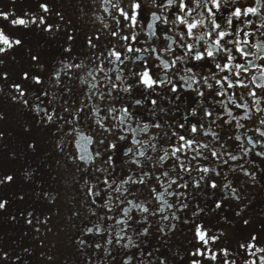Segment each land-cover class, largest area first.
<instances>
[{"label": "flooded vegetation", "instance_id": "1", "mask_svg": "<svg viewBox=\"0 0 264 264\" xmlns=\"http://www.w3.org/2000/svg\"><path fill=\"white\" fill-rule=\"evenodd\" d=\"M117 3L127 10L131 0H109L107 3L105 0H2L0 30L10 40L21 41L20 44H13V47L0 52V99L7 101L5 107L1 108L5 117L3 115L0 120V180L10 175V170L15 172L11 174L12 181L0 183V201L6 202L7 208H16L14 212L8 213L6 210L2 213L5 222L2 229L8 230L7 239L5 238L6 254L17 249L19 262L23 264L25 245L29 237L25 222H48L53 220L54 215H58L66 219V236L70 243L63 264H124L125 260H128L129 264H159L161 259L165 260L166 264H193V261L198 264H225V261L228 264H264V251H256L257 248L264 249V157L256 155L257 152L264 151V148L259 145L251 148L248 144L249 138L253 141H264V137L256 131H264V125L260 123L264 120V111L257 112L253 106V97L248 96L253 87L250 83L252 77L259 75L258 68L253 65L264 66V59L259 58L264 56V52L253 47L264 43V0H227L226 5L222 4V11L217 14L218 22L226 28V16L235 8L242 11L250 7L258 10L255 15L250 13L246 17L242 16L239 21L233 18L236 26L242 29L240 39H244L243 31L251 34L247 37L249 44L246 47L250 53L247 59L251 61V65H248L249 71L242 72L240 76L249 87L235 86L228 89L237 103L247 102L249 105V118L239 120V123L244 125L243 128L238 127L237 121L228 117L220 105L214 104L213 101L223 99L233 111V115L239 117H243L244 110L228 104L227 97H216L214 92L206 87L203 88L205 97L202 105L201 98L190 90L180 89V99H176L177 94L169 92L167 88H156L152 92L143 85L135 84L130 93L114 94L118 95V100L107 95L103 102L96 97L89 99V86L94 82L89 71L99 64L98 57L103 59L107 56L108 49L113 45H116L118 50H124L123 46L127 42L121 40L120 36L130 37L136 32L140 43L135 47L158 50L157 53L130 54L146 58L153 78L164 74L162 69L157 67L160 63L157 55L165 61H170L175 55H182L184 51L177 47L181 42L180 35L172 23L175 19L173 13L179 12L177 7L164 9L157 6L166 3V0H156V3L154 0H139L142 6L139 23L132 28L116 8L112 7ZM186 3L195 9L192 14L194 17L200 18L197 14L207 17L203 7L204 0H200L199 7L194 0H186ZM41 4L47 5V12L41 9ZM153 12L158 16L167 17L168 23H163V20L154 21ZM5 15L7 19L4 18ZM40 17L44 18L45 23H39ZM17 18L28 21L35 19L36 23L29 22L26 26L13 25L12 20ZM117 20L121 21L119 25ZM248 20L252 23H244ZM149 23L153 24L152 30L148 29ZM179 27L183 28V25ZM210 27L208 19H205V25L198 27L195 33L201 35L210 30ZM113 31H117L119 35L113 37ZM150 31H155L156 36H151ZM165 33L170 39L165 38ZM236 38L226 37V47L233 48L232 44L226 42ZM90 40L95 47L90 46ZM186 42L194 41L189 39ZM170 43L172 51H160ZM203 46V41L197 44L201 50ZM233 54L237 56L234 63L246 62L234 49ZM33 56L38 59L33 60ZM225 60V54L220 53L217 61L209 58L203 62L178 63L177 67L181 69L179 74L184 75L183 68L192 66L202 83L203 77H211L212 73L217 71L215 63H223ZM66 64H79L83 67L68 70L63 67ZM143 66L142 61L128 63L123 73L126 82L133 83L137 78L133 77L131 72L142 71ZM104 67L107 69L110 65L105 63ZM57 70H62L58 81L53 79ZM175 72L176 69L170 70L168 76L177 80L173 75ZM25 73H28V79H24ZM109 74L114 79L115 73ZM225 74L219 73L220 76ZM34 76H38L41 82L36 83L31 78ZM96 76L100 80L103 73H96ZM82 79L86 83L82 84ZM209 83L216 87L213 80L209 79ZM15 84H19L26 93L24 97L18 95L13 87ZM256 91L261 101L259 108L264 110V92L259 89ZM45 92L47 96L44 95ZM14 96L16 99H13ZM25 99L28 100L27 105L23 103ZM137 99L141 100L142 104L136 105ZM151 99L158 101L155 115L152 114L154 106ZM36 105H39V109ZM113 105L117 108L128 106L135 114L131 121L133 129L140 121L158 120L163 125L161 128H150L147 135L140 133L137 136L142 142L156 138L152 142L158 145V150L153 152L148 148L147 152L153 157L151 163L143 161L142 167H137L124 155L127 148L133 147L132 133L124 131L127 125H118V121L109 116L104 120V125L112 131L105 132L95 122L97 118L107 116L108 107ZM97 106L101 111L94 115L90 109ZM82 107L84 110L77 113ZM194 107L198 108V115L189 116V122L202 120L206 129L211 126L219 133L218 142L213 140L211 135L205 136L203 133L197 139L201 143L210 144L217 151L220 150L219 145L223 144L227 151L237 155L238 159L228 160L225 164L222 160L212 158L209 151H205L208 159L190 161L194 167L190 173L181 172L179 168L173 171L172 160L159 166V156L163 155L164 149L169 148L172 131H182L179 124L184 122L186 112L190 113ZM66 108L68 111H65ZM159 108L164 111H159ZM203 108L211 109L214 115L205 117ZM48 115H53L54 119L48 121ZM74 115H78L75 120ZM217 116L221 119H217ZM65 119L73 123L66 124ZM214 119L216 124L211 123ZM225 120L228 123H224ZM121 136L126 139L121 140ZM236 136H241V140L236 141ZM101 140H104L103 144L100 143ZM172 140H175V137H172ZM112 143L116 144L115 149L108 148ZM241 143L251 149L248 155H244L237 147ZM96 152L100 153L99 157H95ZM80 155L95 157L94 162L86 164L79 159ZM109 155L113 158L114 168L107 163ZM186 155L190 158L194 153L189 151ZM223 159L227 160L228 157L224 156ZM153 164H157V167L153 168ZM195 167H208L212 171L204 174L195 170ZM97 168H105L108 171L99 172L96 171ZM164 169L169 171L172 178L178 179L179 184H188L187 188L173 185L168 189L169 192L183 193L179 198L175 195L166 196L168 203L173 205L172 208L165 207L162 214L152 215L151 211L141 214L135 207L127 204V201L131 200L134 205L147 202L146 206L150 210L160 207V202L153 199L155 194H150L149 189L156 187L159 191H164L155 182V176ZM142 171L152 174L149 177L152 183L148 188L140 184L125 185L131 191L120 197L124 203L113 199L111 212L102 207L107 198L105 186L102 184L106 176L110 180L113 177L120 180L128 176L135 179ZM179 176H183V180H179ZM202 176L204 179H201ZM213 181L217 184L216 188L210 186ZM225 184L229 187L225 188ZM90 187L93 191L104 192L105 199L88 195L87 190ZM233 188L235 192L232 191ZM111 195L115 198L118 194L113 192ZM93 200H96L95 204L92 203ZM217 203L220 204L219 208L216 207ZM184 204L187 207H181ZM125 207L130 208L129 215H134L139 224L130 222L131 227L126 228L120 243L116 242V233L124 225L110 229L111 234L109 231L96 233L95 229L93 233L86 232L87 228L97 224L102 229L115 225L117 219L124 218L122 209ZM162 215L169 218L163 220ZM107 216H113L114 219H101ZM197 225L202 226L208 237L216 239L209 240V243L204 245L196 236ZM141 228H148V234L138 236L136 233ZM253 237L256 239L253 240ZM129 238L135 241L136 247H123ZM109 240L112 241L110 244ZM249 243L254 247H241ZM97 244L100 245L99 248L96 247ZM197 249L203 254H195ZM213 253L216 255L215 260L209 258ZM30 257L31 255L28 256V264H36Z\"/></svg>", "mask_w": 264, "mask_h": 264}, {"label": "snow or ice", "instance_id": "2", "mask_svg": "<svg viewBox=\"0 0 264 264\" xmlns=\"http://www.w3.org/2000/svg\"><path fill=\"white\" fill-rule=\"evenodd\" d=\"M105 2H109V0H105ZM197 7L200 6V0H194ZM154 3H156V0H154ZM222 4L226 5L227 0H204L203 7L207 12V17H204L202 14H197L200 16V18L194 17L192 14L195 11V9L190 8L188 4L186 3V0H166V3H160L157 4V6L164 8V9H172L174 7H177L179 9V12H174L173 15L175 19L172 21V23L177 27V32L180 35V43L177 44V47L184 49L183 54H177L175 55L170 61H165L160 58L159 55H157V59L160 60V63L157 65V67H160L163 71V75L158 78H153V76L150 73V68L147 64L146 58L140 56V55H130L133 53H157L156 48H139L135 47L136 44L140 43L137 39V33L133 32L131 36H120L121 40L126 41L127 43L123 46V51L118 50L116 45H113L111 48L107 51V56L103 57V59L97 58L100 62L99 64H96L95 67H93L89 71V75L92 78L93 83L89 86V92L91 95H89V99H92V97L98 98L101 102H103V99L105 95L112 97L115 100H118V95H114L119 92H125L130 93L134 84L136 86L143 85V87L149 91L154 92L156 88H167V90L171 93L177 94L176 99H180L178 93L180 89L190 90L192 92H195L196 96L201 98L200 104L202 105L204 103L203 98L205 97V92L203 91V88H207L210 91L214 92L216 97H227L228 104L233 105L236 109H243L244 115L243 117H239L236 115H233V111L224 103V100L221 99L219 101L214 100V104H219L220 107L224 110V112L227 114L228 117H230L232 120L237 121V126L240 128H243L244 125L239 123L240 119H248L249 118V105L247 102L244 103H237L236 100L232 97V95L229 94L228 89H232L235 86L249 87L248 84H245L242 79H240L241 73H247L249 71L248 65H251V61L247 59V57L250 55V53L246 50V47L249 44V41L247 37H249L251 34L247 31H243V37L244 39H240V35L242 32V29L238 28L236 26V23L234 22V19L236 21H239L242 16H248L250 13L255 15L257 13L256 8H247L245 10H241L240 8H235L233 11H231L226 16V25L227 27H223L217 19V14L222 11ZM210 5V6H209ZM41 9L44 12L48 11V7L46 4L40 5ZM112 7L116 8V10L119 12V15L123 17V20L128 22V26L135 28L137 24L139 23L138 17L140 15V9L141 4L139 3V0H131V3L128 5L127 10L125 8H122L119 6V4H113ZM189 17H192L189 19ZM5 19H7V15L4 16ZM152 19L154 21L163 20V23H168L167 17H161L156 15L155 12L152 13ZM205 19H208L210 24V30L204 32L201 35H196L195 30L198 27H203L205 25ZM29 22L36 23V20L33 19L32 21L25 20L23 18H17L12 20L13 25H27ZM39 23L43 24L45 23L44 18H39ZM121 23L120 20H117V24L119 25ZM246 24H251L252 21L248 20L245 21ZM264 24V22H262ZM183 25V28H180L179 26ZM50 28V26H49ZM148 29H153V24H148ZM228 29H231L229 31ZM49 30V29H46ZM113 37H116L119 35L117 31H113L111 33ZM151 36H156L155 31H150ZM165 38L170 39L167 34L165 33ZM229 36H236L237 38L235 40H227V44H232L233 48L226 47L225 44V38ZM205 37H208L209 39H205ZM214 37V38H213ZM71 38V37H70ZM193 40V43H187V40ZM201 41H203V49L197 47V44H199ZM21 41L15 40L12 41L7 37L2 30H0V45H4L6 47H0V52L6 51V48L13 47V44H20ZM90 46L95 47V45L91 44V40L89 41ZM173 43H176L173 41ZM253 47L257 48L258 51L264 52V43H258L256 45H253ZM234 52L239 54V57L245 59V63L241 64L239 62L234 63V61L237 60V56L233 54ZM172 43L168 44L165 49H162L160 51L164 52H170L172 51ZM68 51V49H66ZM220 53H224L226 56V60L223 63L216 62L215 68L217 69L216 72H213L211 77H203L202 83L201 80L198 79L199 74L195 73L193 71V67H184L183 72L184 75H180L181 69L177 67L179 64H187L190 61H196V62H203L207 59H211L212 61H217ZM103 55V53L101 54ZM260 59H264V56L259 57ZM33 60L38 59L37 57L33 56ZM137 61L143 62V70L142 71H132L131 75L133 77H136L137 79L133 83H127L126 77L123 75L125 69L127 68L128 63H136ZM105 63L107 65H110L107 69L104 67ZM123 66V67H122ZM64 69L71 70L72 68L80 69L83 66L79 64H66L63 66ZM253 67L258 68L259 75L253 76L250 83L253 86L249 92L248 96L253 97V106L256 107V111H264L259 108L260 104V98L258 96V93L256 89L261 90L264 92V66L262 65H253ZM172 69H176V72L173 74L177 77V80H174L173 78H170L168 76V72ZM233 69L235 71L233 72ZM62 70H57L54 73L53 79L59 80ZM96 73H103V76L100 80L97 79ZM109 73H115V77H113ZM219 73H226L223 76H220ZM233 76L235 77V80H233ZM6 78V74H5ZM29 75L28 73L24 74V79H28ZM33 80H35L36 83H40V78L38 76L31 77ZM209 79L214 81V84L209 83ZM81 83H86L85 80H81ZM15 90L17 91L18 95L20 97H24L26 93L22 90L21 86L19 84L13 85ZM45 96L48 94L45 92ZM157 95H160L157 93ZM13 99H16L14 96ZM39 99V97H37ZM25 105L28 104V100L25 99L23 101ZM136 105L142 104V101L137 99L135 100ZM151 104L154 106L152 114H156V109L158 108V101L157 99H151ZM39 109V105L35 106ZM84 108L77 110V113L82 112ZM94 115L99 113L101 111L100 107L97 106L93 109H90ZM203 113L205 117H212L214 115L213 111L209 108H203ZM65 111H68L66 108ZM159 111H164V109L159 108ZM118 113L119 115H115ZM198 115V108H192L190 113L185 114L184 116V122L179 124V129L182 131L178 132L176 130H173L171 133V137L169 138V148L163 150V155L159 156L158 159V165L163 166L166 161L172 160L174 161L172 165V170L174 171L176 168H179L181 172L184 173H190L192 170H194L193 165L190 163V161H198L199 159H208L207 156H205L204 152L209 151L212 158H215L217 160H222L223 163H228V160L235 161L238 159L237 155L232 154L231 152H228L226 149V146L221 144L219 145L220 150H214L212 146L208 143H201L197 137L203 133L205 136L211 135L213 140L219 141V133H217L214 129L209 126V128H205L203 121H197L196 123H190L189 122V116L196 117ZM112 117L113 119L118 121V125H127V127L124 129L125 132H131L132 133V144L133 147H129L126 149L124 155L128 156L130 159V162L137 165V167H142L143 161H147L149 163L152 162L153 157L149 156L147 154L148 148H151L153 152H156L158 150V145L156 143H153L152 141L156 139L155 137L149 138L147 141H141L137 139L138 134L143 133L147 135L148 130L150 128H161L163 125L157 120L154 122H143L140 121L137 124V127L135 129L131 128V121L134 119L135 114L129 110L128 106H121L119 108L113 106L108 107L107 109V116L99 117L96 119V123L100 126L101 129L105 132H111L112 129L105 127L104 120H106L108 117ZM78 115L73 116V120L77 119ZM54 119L53 115H48L47 120L52 121ZM217 119H221V117L217 116ZM66 124H72L73 121H69L65 119ZM212 124H216V119L211 121ZM224 123H228L227 120L224 121ZM261 125H264V120L260 121ZM171 127V125H170ZM74 130V129H73ZM261 137H264V131H260V129L256 130ZM184 133H188L185 135ZM172 137H175V140H172ZM121 140L126 139L125 136L120 137ZM236 141L241 140V136L235 137ZM101 144L104 143V140L100 141ZM248 144L251 145V148H255L257 145L264 148V141L256 140L253 141L251 138L248 139ZM237 147L240 148L241 152L244 155H248L251 151L250 148L245 147L243 143L237 145ZM108 148L115 149L116 144L112 143L108 145ZM193 152L194 155H192L190 158L187 157V152ZM86 152V150H85ZM257 156L264 157V151H259L256 153ZM100 153L96 152L95 157H99ZM227 156L228 159L224 160L223 157ZM90 155H80L79 159L84 161L86 164H91L94 162V158ZM107 163L112 165L114 168V161L111 155L107 158ZM157 164H153V168H156ZM195 170L200 171L204 174L209 173L212 171L208 167H195ZM96 171L99 172H105L108 171V169L105 168H97ZM247 175L248 173L245 172ZM152 174L147 171H142L141 174L137 178H133L132 176H128L125 179L117 180L115 177H113L111 180L106 176L102 184L105 186L107 198L105 199V193L97 190L93 191V189L90 187L88 191V195L93 197H100L101 199H105L104 205L102 207H106L109 212L112 211L113 206L111 205V201L113 199L120 200V203H124L123 200L120 199L121 196H123L125 193H130V189L125 187V185L128 184H140L144 185L145 188H148V185L152 183V180L149 179V177ZM13 177L11 175H8L3 178V180H0V183L4 182H10L12 181ZM201 179H204L202 176ZM179 180H183V176H179ZM163 181V183H162ZM155 182L160 186V188H163L164 191H159L158 188L152 187L149 189L150 194H155L153 196V199L155 201L160 202V207L156 208L155 210H150L148 206H146V203H140V204H133V201L128 200L127 204L135 207L137 211L141 214H148L151 211L152 215L162 214L164 212L165 207L166 208H172L173 205L168 203L166 196L175 195L177 198H179L180 195H183V193H176L175 191L169 192L168 189H170L173 185H176L177 187H183L187 188L188 184H179L178 179L172 178L169 174V171L167 169H164L160 171L159 175L155 176ZM212 188H216L217 184L213 181L210 185ZM225 188H228L229 185L225 184ZM233 192L236 190L233 188ZM117 193L118 195L114 198L111 193ZM93 204L96 203V200L92 201ZM6 202L0 201V209H3L5 207ZM181 207H187L186 204L181 205ZM216 207L219 208L220 204L217 203ZM124 213V218L117 219L115 221V225H109L108 228L102 229L99 224L94 225L93 227H89L86 229L87 233H93L94 229L96 233H102L104 231H109L110 229L118 226V225H124V227L120 228L119 231L116 233L117 239L116 242L120 243V240L123 239V233L125 232L126 228L131 227V223H137L139 224V220L135 219L134 215H129L130 208L125 207L122 209ZM168 216H163V220H167ZM101 219H108L113 220V216H107V217H101ZM173 219H175V216L173 215ZM163 231V229H160ZM149 229L148 228H141L139 231H137L138 236H144L148 234ZM109 234L110 231H109ZM196 236L198 239L204 244L207 245L209 243V240L214 241L215 237H208L207 232L202 229V226L197 225L196 226ZM253 240L256 239V237L252 238ZM112 241L109 240L108 243L110 244ZM96 247H100L99 244L96 245ZM123 247H136L135 241H133L131 238H129V241L127 244H124ZM241 247H247L249 249L253 248L254 245L249 243L247 245H241ZM225 255H227L226 250ZM256 251H264V249L257 248ZM195 254L202 255L203 253L200 252L199 249H197V252ZM253 254L254 253H250ZM210 259L215 260L216 255L213 253L210 257ZM264 259V258H262ZM124 264H129L128 260L124 261ZM159 264H166V261L161 259L159 260ZM193 264H198L197 261H193ZM225 264H228L227 261H225Z\"/></svg>", "mask_w": 264, "mask_h": 264}, {"label": "rangeland", "instance_id": "3", "mask_svg": "<svg viewBox=\"0 0 264 264\" xmlns=\"http://www.w3.org/2000/svg\"><path fill=\"white\" fill-rule=\"evenodd\" d=\"M6 103V99H0V120L3 115L5 117V114L2 113L1 108L5 107ZM9 173L13 175L15 172L10 170ZM11 207L12 206H9V208H7V204H5L3 211L0 210V227L5 224V222H3L4 217L2 216V213L6 210L8 213L14 212V209ZM9 222L11 221L9 220ZM25 224H27L26 229L28 230L29 235L25 245L27 264L30 263L28 259V256L30 255V258H32L36 264H63L66 258L67 248L70 244L69 239L66 236V219H64V217L62 218L58 215H54L53 220L48 222L35 221L25 222ZM0 230V264H4V262L6 264L8 263V255L6 254L7 241H5V238L7 239L6 235L8 234V230Z\"/></svg>", "mask_w": 264, "mask_h": 264}, {"label": "trees", "instance_id": "4", "mask_svg": "<svg viewBox=\"0 0 264 264\" xmlns=\"http://www.w3.org/2000/svg\"><path fill=\"white\" fill-rule=\"evenodd\" d=\"M1 3L2 2L0 0V7H1ZM14 209H16V208H14ZM0 210H2V209H0ZM0 229H2V227H0ZM7 261H8V263H6V264H20L19 259H18L17 249H14L12 252L8 253V260ZM4 264H5V262H4ZM23 264H27L26 255H25V259H24V263Z\"/></svg>", "mask_w": 264, "mask_h": 264}]
</instances>
